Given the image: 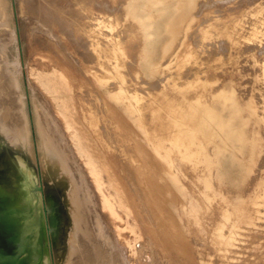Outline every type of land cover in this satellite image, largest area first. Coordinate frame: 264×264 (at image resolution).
I'll return each mask as SVG.
<instances>
[{
	"label": "rangeland",
	"instance_id": "rangeland-1",
	"mask_svg": "<svg viewBox=\"0 0 264 264\" xmlns=\"http://www.w3.org/2000/svg\"><path fill=\"white\" fill-rule=\"evenodd\" d=\"M20 1L10 0V7L13 24L17 28L18 36L15 53L19 56L24 66L22 81L23 88L26 91L24 92L27 93L26 106L33 130L34 147L39 156L37 149V146H39V135L35 117V106L31 100L30 88L32 83L41 89L40 91L46 99L51 101L53 112L58 116V103L50 95L46 96L44 88L35 83V77L32 75L33 71L39 67L37 64H33V62L38 60L37 63L48 65L44 66V68H49L50 71L53 67H61L73 85L71 95L75 97V100L68 102V107L71 109L70 122L73 129L69 132L67 131L65 135L66 138L68 137L71 140V144L67 140L68 148L74 153V161L77 162L84 179L88 180L94 195L97 197L94 181L91 179V176L89 177V172L84 165L83 159H81L77 152H74L73 145L75 142L72 138L74 132L81 135L82 145L86 149H89L95 159L101 164L100 167L104 169L102 175L108 185L110 182L114 184L110 177L112 174H119L118 177L123 184L126 182L130 183L132 196L134 197H132V204L122 199L125 195L129 194L128 190H125L124 195L123 193L120 195V192L119 196L116 195V192L110 190V192L115 193V196L120 198V201L123 200L121 202L125 201V203H129V206L131 205L132 209H130V212L133 210L132 219L129 218L130 216L126 212V209L128 211V206H122L124 203L120 202L121 208L119 213L122 216V220L121 223L119 222V226L124 229L123 233L128 238L129 243L131 242L132 254L130 255V260L132 261L129 260V262L132 263L130 264H214V262H216L215 264H264V204L259 205V214L253 222L241 223L233 231V224H237L238 222L236 216H233L231 221L227 222L223 216L220 204L218 202L209 203L206 199L207 191L203 178L209 172L205 168V164L193 166V163L187 160L181 162L180 154L176 149L174 150L173 154L177 160V165L184 170V172L180 173V180L184 185L186 193L183 194L179 191V187L175 185L174 181L168 178V175L164 172L163 164L160 163V159L157 158L158 154L154 152L151 144V139L157 137L172 149L175 147V141L183 142L184 146L192 149L193 146H189L192 145L189 143L190 141L182 135V129L175 124L176 116L172 112V101L174 99H181L184 95L192 100L196 98L198 93L205 92L206 100L211 101L213 97L209 92L216 93L222 88L235 89L238 100L245 107L244 116L249 122L247 129L249 138L252 141H256L255 144L248 145L247 152L245 153L247 162L252 164V172L239 183L234 181L235 177H225L224 182L220 183V179L215 175V177H212V180L217 186V190L230 200L232 210H235V205L242 203L245 206L249 205L247 212L253 213L250 204L259 194L261 182L264 180V49H261L262 47L264 48V0H252V3L251 0H248L249 3L247 0L211 1L207 6L201 5L191 10V12L195 11L193 13L194 22L191 23L190 29L185 35V47L183 51H192L195 54L194 61L204 62V68L206 67L207 71L200 73L204 74V76L193 73L190 69L182 71L187 75L186 77L199 76L204 79L199 82L195 81V83L189 80V83L192 81L194 84L197 83L198 86L190 83V86L192 87L193 85L195 89L190 90V87H188L181 92L178 89L173 90L176 84L173 82L175 79H165L170 78L174 73L178 75L181 72L182 67L179 62L171 68H163L157 78H151L147 71L143 70L142 57L140 55L142 42L140 39H135L133 22L131 18L127 17L128 0H93L89 10L84 9L81 4L79 5L78 0H55L54 4L43 0H40V3L39 0ZM23 6L26 7L24 8ZM28 6L33 10L39 11V16H34V13L25 11L26 8H29ZM21 11H23V14ZM186 11L187 8L185 7L181 9L179 12L180 17ZM93 12L105 19H108L111 15L113 17L112 20L116 23L117 29L114 34L119 36L125 52L123 54H116L115 50L112 51V44L105 43L106 40H102V43L105 46L107 57L111 58L115 63L116 60L118 61L120 68L118 70L126 76L129 89L131 91L138 90L145 97L146 100L141 105L142 110L139 115L136 112H129L128 103L115 101L106 92V89L102 87L98 76H96V71L100 70L99 53L94 48V41H96L94 38L97 37V32H94V30L96 31L97 27L95 23H91L87 19ZM35 18L40 19V21L46 20L43 23L48 26H46L49 30L48 33H46L47 31L44 33L45 29H37L38 25L35 26L34 24L38 20ZM28 20L33 25L30 24L29 26L30 22ZM25 21L28 22L26 23ZM251 23L253 24L249 26L250 29L252 28L250 30L248 29V25ZM25 24H28V26ZM49 24L53 26V31L52 27H49ZM31 26L34 27L32 28ZM211 27H214V29H211L213 35L210 40L205 41L203 31ZM32 30L35 32L32 33ZM39 30L42 31L40 32ZM216 30L220 32L228 30L227 32H229L230 37L221 35L222 37L219 38L215 34ZM106 33L110 34L109 31H106ZM221 40H224V42ZM218 43L221 45H218ZM248 44L255 52L247 47ZM257 45L262 51L259 50ZM219 48L220 51H218ZM245 48H248V50L244 51ZM225 50H228V52H225ZM114 53L117 55V58ZM225 53L226 59L224 57ZM257 53L260 54L258 55ZM261 58L263 61H260L262 60ZM181 59L179 58L180 62ZM218 61H221V63L219 64ZM213 66L216 69L222 70H216ZM244 68H246V71H244ZM104 76H107L105 72ZM162 79L166 84H169L166 91L173 100L163 99L159 93L163 86ZM207 80L208 83L209 81H212V83H206ZM119 85L118 81H113L110 83V89L117 91ZM86 90L89 91V94ZM247 90L249 91V95L246 92ZM61 94L65 96L64 92ZM81 94L84 95L83 100L79 97ZM154 101H157L159 104H154ZM99 111L101 115H99ZM59 117L62 122L61 124H63L62 127L65 128V122L60 115ZM114 123L117 126H114ZM102 126L105 128H101ZM113 129L118 131L114 130V133ZM146 130L150 132V136H147ZM119 132H122L120 133L121 136L125 133L124 135H127V140L124 136L122 138L116 137L119 136L117 135ZM109 135L111 137L115 136L111 139ZM113 138H118L115 140H120V143L116 141L114 144L112 142L114 141ZM121 140L125 141L121 144ZM129 140L131 142H127ZM200 140L208 147L209 153L213 155L215 147L212 144H207L203 138H200ZM118 144L122 147L120 148ZM125 148L130 153H127L128 151ZM12 155L11 152H7L5 157L0 159V169L5 170L9 174L10 171L7 168H12V174L14 172L19 174L20 167L18 161ZM252 158H254L253 161ZM38 169L40 171L38 172L39 176L41 175L40 180H42L44 170L41 164H39ZM42 187V202H40V198L39 204L41 207L43 205L46 207L48 195L46 190H44V184ZM121 196L123 197L121 198ZM30 197L32 201H35L34 193ZM259 201H263V198ZM48 203L50 204L49 201ZM57 203L58 213H56L55 207L50 204L51 211L49 212L47 221H45L49 230V222L52 220L54 235L51 237L50 231L47 232V229L44 233L42 228L33 231L34 235H36L35 238L37 239L38 237V240L41 234V239L36 241L35 254H39L42 251L44 239H46V242L50 240L51 242L46 249H49L52 256H54L55 264L58 263L56 257L58 248L55 244L59 243L63 237L61 233L63 231L61 227L63 223L59 221L62 215L59 213V208L62 209L64 216L62 203ZM192 203L198 209V213L195 216L192 215ZM144 205H147L149 208L142 211L143 209L141 208L145 207L144 209H146ZM145 211L146 213H144ZM102 214L105 218L109 217L108 212H103ZM123 214L126 217H123ZM149 214L150 220L147 218ZM33 215L24 216L23 220H25V223H31ZM34 219H36L35 216ZM133 220H136L137 224ZM58 225L59 228H57ZM219 227L224 228L226 237L233 236L234 242L232 245H225L224 240L216 235V229ZM60 228L61 230H59ZM111 228L115 230L114 226H111ZM47 237L49 238L48 240ZM201 258L204 260L203 262H200ZM205 260L208 261L205 263Z\"/></svg>",
	"mask_w": 264,
	"mask_h": 264
},
{
	"label": "bare ground",
	"instance_id": "bare-ground-1",
	"mask_svg": "<svg viewBox=\"0 0 264 264\" xmlns=\"http://www.w3.org/2000/svg\"><path fill=\"white\" fill-rule=\"evenodd\" d=\"M43 1L54 4L55 0ZM92 1L93 0H78L79 5L81 4L86 10H89ZM211 1L223 2L224 0H128L126 14L127 17L131 18V21L133 22L135 39H140L142 42L140 51V55L142 57V66L144 68L143 70L147 71L151 78H157L159 72L163 68H171L173 65L179 62L181 64L180 66L182 67L181 72L178 73V75L173 72L174 74H172L170 78L164 77L167 80L175 79L173 82L176 84L174 85L175 89L173 90L178 89V91L181 92L186 90L188 87H190V90L195 89L193 85L198 86L197 83L194 84L195 81L199 82L204 79L199 76H188V78L186 77L187 75L183 73L188 69L199 75H202L200 74L201 72L205 73L207 71L205 69L206 67L204 68V62L194 61L195 54L192 51L186 52L183 51V49L185 47V35L189 31L191 23L194 22L193 13H195V11L191 12V10L193 8L196 9L201 5L207 6ZM20 2H22V0ZM23 7L25 8L26 6ZM184 7L187 8V11L180 17L179 12ZM25 11L31 12L32 14L34 13V16H39L40 14L39 11L33 10L31 7L26 8ZM22 12L23 11H21V13ZM39 18L41 19V17ZM112 18L113 17L110 15L108 19H105L102 16L96 15L94 12L91 14V16L87 17L88 21L95 23L97 27L96 31L94 30V32H97V37L94 38V40H96L94 41V48L95 51L99 53L100 70L96 71V76H98L102 87L106 89V92L110 94L115 101H123V103H128L127 106L129 112H136L139 115L142 110L141 105L146 100L145 97L139 93L138 90L131 91L129 89L128 82H126V76H124L118 70V61L116 60L115 63L111 58L107 57L105 46L102 43V40H106L105 43L112 44V51L115 50L116 54H123L125 52V48L121 44L119 36L114 34L117 26ZM40 19H36L38 20L36 22L39 24L36 23L34 25H38L37 29H45L44 33L46 31V33H48L49 30L46 28L47 25L43 23L46 20L40 21ZM30 24L32 23L30 22L29 26ZM207 24L209 25V23ZM252 24L253 23L249 24L248 27ZM49 25L50 28L52 27L53 31V26H51V24ZM26 26H28V24ZM212 28L214 29V27H211L203 31V38L205 41L211 39L213 35L211 30ZM248 29H250V27ZM106 31H109L110 34L106 33ZM227 31L228 30L220 32L219 30H216L215 34L219 38L222 37L221 35H224V37H230L229 32ZM33 32L35 31L32 30V33ZM17 41V28L13 24L10 0H0V159L5 157L7 152H11L14 159L18 161L20 167L19 174L16 172L12 174V168H7L8 171H10L9 174L6 173L5 170L0 169V198L11 200L12 202L10 201V205L13 207H22L20 209L23 211H20L21 214L23 213L25 215H32L31 212L26 213L25 211L27 209L29 210L31 206L36 207V199L40 200L41 198L40 202H42V193L39 195L35 194V201H32L30 197L34 192L35 184L38 182L40 185L44 184V190H46L48 195V201L55 207L57 211L56 213H58L57 202L62 203L64 216L62 209L59 208V213L62 215V218H60L59 221L63 223V226H61L63 229V231H61L63 237L59 243L55 244L58 248L56 255L58 262L57 264L132 263L129 262L130 255L132 254V249L130 247L131 242L129 243L128 238L123 233L124 229L119 226V222L121 223L122 220V216H120L119 213L121 208L120 202L123 200L120 201V198H118L120 192V195H122V193L124 195L125 190H128L129 194H127V196L125 195L124 197L121 196V198L123 197L122 199H125L126 202H130L131 204L133 203L132 188L130 183L126 182L124 185L118 177L119 174H112V176H110L112 179H110L114 184L110 182L108 185V183L105 182L103 178L102 174L104 169L100 167L101 164L97 159H95L93 153L82 145L81 135L74 132L72 138L75 142L73 145L75 151H73L77 152L81 159H83L84 165L89 172V177L91 176V179L94 181V189L96 190L97 197L94 195L88 180L84 179L82 171L78 167L77 162L74 161V153L70 148H68L69 145L67 140L70 142V144L71 140L70 138L68 139V137L66 138L65 135L67 134V131L69 132L73 129L72 123L70 122L71 109L68 107V102L75 100V97L71 95L73 92V85L68 75L61 69V67H53L50 71L49 68H44V66L48 65L39 64L37 63L38 60H36L33 62V64H37L40 68L38 67V69L32 73V75L35 77V83L37 85H41L44 88L43 90L46 92V96L50 95L53 100L58 103L57 116L53 112L51 101L46 99V97L42 95V92L40 91L41 89L32 83L30 88L31 100L35 106V117L39 135V146H37V149L40 157L38 156L36 148L34 147L33 130L31 127L30 118L28 116V108L26 106L27 93H25L26 91L23 88L22 76L24 72V66L22 65V61L19 59V56L15 53ZM222 42H224V40ZM218 45L221 44L218 43ZM221 47L223 48V46ZM247 47H249V44ZM257 47L259 48L258 45ZM249 49L251 48L249 47ZM261 49L264 48L262 47ZM261 49L259 48V50ZM245 50L247 51L248 48H245L244 51ZM218 51H220V48ZM251 51H254V49H251ZM225 52H228V50H225ZM115 53L114 55H116ZM65 56L67 57L66 54ZM224 57L225 59L227 58L226 53ZM179 58H182L181 62L179 61ZM260 61H263V59ZM53 63L52 65H54ZM220 63L221 61L219 64ZM214 68L216 69V67ZM244 69V71H246V68ZM216 70L221 71L222 69ZM104 72L107 74V76H104ZM202 76H204V74ZM148 79L150 78L148 77ZM189 80L194 81V83L192 81L190 82L193 84V88L190 86L191 84L189 83ZM113 81H118L120 83L117 91L110 89V83ZM210 82L212 83V81H209V83ZM162 83L163 86L161 87L159 93L162 95L163 99L173 100L166 91L169 84H166L164 80ZM206 83H208V80ZM62 92L65 93V96L61 94ZM87 92L89 94V91ZM246 92L248 93L249 91L247 90ZM182 94L184 93L182 92ZM205 94L206 92L198 93L196 98L192 100L188 99L185 97L186 95H184L181 99H174V101H172V112L176 116L175 124L177 127L182 129V135H184V137L190 141L189 143L192 145L189 146H193L192 149H189L188 146H184L185 144L183 142L181 143L178 141L174 142L175 147L172 149L169 145L165 144L157 137L151 139V144L154 148V152L158 154V157L157 155L156 157L159 158L161 161L160 163L163 164L164 172L168 175V178H171L174 181L175 185L179 187V191H181L183 194L186 193L184 185L180 180V173L184 172V170L179 168L177 165V160L173 154L174 150L176 149L180 154L181 162L187 160L193 163V166H199V164L203 163L205 164V168L208 169L209 172V174L205 175L203 178L207 191L206 199L209 203L218 202L220 204L223 216L227 222L231 221L233 216H236L238 222L237 224H233V231H235L238 227L237 225L241 223H251L259 214V205L264 204V180L261 182L259 194L254 200L251 201L252 203L250 204L253 213H249L247 212L249 205L245 206V204L242 203L235 205V210H232V204L230 200L223 193L217 190V186L212 180V177H215L216 175L218 179H220V183L224 182L225 177H235L234 181L238 183L246 178L248 174L252 172V164L247 162L245 153L247 152L248 145L255 144L256 141H252L249 138L247 131L249 122L244 116L245 107L238 100L235 89L222 88L216 93L209 92V94L213 97V100L211 101L206 100ZM79 97L82 100L84 99L83 94H81ZM155 103L159 104L157 101H154V104ZM98 113L101 115L100 111ZM59 115L65 122V128L62 127L63 124H61L62 122L59 119ZM93 115L95 116V114ZM114 124V126H117L116 123ZM114 126L112 127L115 128ZM101 128L105 127L102 126ZM116 129H113V131ZM146 132L148 133L147 136H150V132L148 130H146ZM120 133L122 132H119V134H117L119 136L116 137L122 138L124 136V138L127 140V135H124L125 133H123V136H121ZM109 136L111 137V135ZM200 138H203L207 144H212L215 147L213 155L209 153L208 147L200 140ZM115 139L118 138H113V143L116 141H119L120 143V140ZM124 141L125 140H121V144ZM127 142L131 141L129 140ZM121 147L122 146H120V148ZM125 149L128 151L127 148ZM127 153L130 152L128 151ZM253 160L254 158H252V161ZM39 164H41L44 170L42 180H40L41 175L39 176L38 173L40 172L38 169ZM110 190L116 192V195L118 196H115V193L110 192ZM262 198L263 201H259ZM0 202L2 201L0 200ZM121 203H124L122 206H128V211L125 208L126 212L129 214V218L133 219V210L130 212V209H132L131 205L129 206V203H125V201ZM144 206H146V209H144L145 207L141 208L143 209L142 211L149 208L147 205ZM141 207H143V205H141ZM192 207V215L195 216L198 213V209L193 203ZM103 212H108L109 217L105 218L102 214ZM144 213H146V211ZM21 214H18L17 216L22 217ZM148 216L149 217L147 218L150 220V214ZM123 217H126V215L124 216L123 214ZM133 221L136 222V220ZM110 225L114 226L115 230H113ZM57 228H59V225ZM59 230H61V228ZM216 235L224 240L225 245H232L234 242L233 236L226 237L223 227L216 229ZM47 244V242H44L43 249L39 254H35V251L32 253V259L29 260V264H55L54 256H52V253L49 249H46V247L49 246V244ZM201 260L200 262L204 261ZM207 261L208 260H205V263ZM215 263L216 262H214V264Z\"/></svg>",
	"mask_w": 264,
	"mask_h": 264
},
{
	"label": "flooded vegetation",
	"instance_id": "flooded-vegetation-1",
	"mask_svg": "<svg viewBox=\"0 0 264 264\" xmlns=\"http://www.w3.org/2000/svg\"><path fill=\"white\" fill-rule=\"evenodd\" d=\"M37 186L39 187L41 185L37 182L35 184L33 193L39 195L40 192L38 191ZM0 200L2 201L0 202V257H7L8 255L13 256L15 254H18V244L16 242V239H13V236L17 233H20V225L27 226V223H25V220H23V218H17V215L23 212L22 210H20L22 207H13L12 205H10L12 201L6 200L5 198H0ZM35 204L36 207L31 206L29 210L27 209L25 212H31L32 214H34L33 219L31 220V224L35 225V223H38V226H35L36 228H34L33 230L42 228V230L46 232V229L48 230V227L46 226L47 223L45 224V221H47L46 217H48L47 212L49 213L51 211V205L46 200V207H41L39 204V199H36ZM34 216L36 217V219H34Z\"/></svg>",
	"mask_w": 264,
	"mask_h": 264
},
{
	"label": "water",
	"instance_id": "water-1",
	"mask_svg": "<svg viewBox=\"0 0 264 264\" xmlns=\"http://www.w3.org/2000/svg\"><path fill=\"white\" fill-rule=\"evenodd\" d=\"M39 192H43V187L42 185L38 187ZM44 207V205H43ZM48 216L49 213L47 212ZM22 218L26 216L25 214H21ZM14 218V217H13ZM20 219V216L17 217ZM48 218L46 217V220ZM50 227L47 232L50 231V236L52 237L54 235V224L52 220L49 222ZM21 230L20 233H17L13 236V239H16V242L18 244V254H15L13 256H7V257H0V264H29V260L32 259V253L35 251L37 245L36 241H39L41 239V234L39 235V240L38 237L35 240V236L33 233V229L38 226V223H35V225L29 223L27 226L25 225H20ZM36 226V227H35ZM44 231V230H43ZM45 233V232H44ZM45 238V236H43ZM49 238L47 237V240ZM44 242L46 243V239H44ZM48 244L51 242L50 240L47 241Z\"/></svg>",
	"mask_w": 264,
	"mask_h": 264
}]
</instances>
